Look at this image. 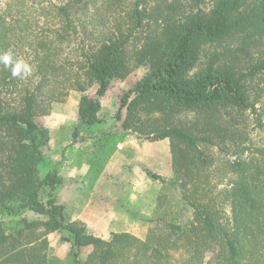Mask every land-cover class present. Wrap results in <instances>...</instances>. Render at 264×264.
Masks as SVG:
<instances>
[{
    "label": "trees",
    "instance_id": "1",
    "mask_svg": "<svg viewBox=\"0 0 264 264\" xmlns=\"http://www.w3.org/2000/svg\"><path fill=\"white\" fill-rule=\"evenodd\" d=\"M9 49L31 73L0 64V214L39 219L11 231L0 219V264H48L45 235L62 229L70 264H264V137L246 126L264 130V0H0V53ZM138 66L116 117L125 108L123 129L169 140L192 217L144 239L104 238L66 221L57 171L39 176L49 131L35 117L73 90L79 122L97 123L99 98Z\"/></svg>",
    "mask_w": 264,
    "mask_h": 264
},
{
    "label": "rangeland",
    "instance_id": "2",
    "mask_svg": "<svg viewBox=\"0 0 264 264\" xmlns=\"http://www.w3.org/2000/svg\"><path fill=\"white\" fill-rule=\"evenodd\" d=\"M145 71L144 66L134 67L124 79L112 81L99 98L97 123L79 122L77 104L81 94L73 90L64 101L53 103L48 114L35 117L49 131V140L41 147L39 176L57 171L63 182L53 194L64 206L66 221L79 220L88 232L104 238L113 231H127L144 239L153 229L164 230L169 220L185 226L192 217L174 181L169 140H151L146 134L123 129L125 108L121 118L116 117L121 96ZM96 87L92 85L85 93L95 97ZM190 118V114L180 115L182 121ZM256 123L248 119L247 131L255 139H263L264 130L256 126L262 121ZM21 217L39 219L26 211L0 214L7 231L22 227ZM68 236L63 229L45 235L48 264H70ZM87 252L83 249L81 258ZM183 252V247L170 250L171 261ZM207 255L212 259V253Z\"/></svg>",
    "mask_w": 264,
    "mask_h": 264
},
{
    "label": "clouds",
    "instance_id": "3",
    "mask_svg": "<svg viewBox=\"0 0 264 264\" xmlns=\"http://www.w3.org/2000/svg\"><path fill=\"white\" fill-rule=\"evenodd\" d=\"M0 64L9 69L13 77L26 76L31 73L29 64L23 58H16L11 49L0 53Z\"/></svg>",
    "mask_w": 264,
    "mask_h": 264
},
{
    "label": "crops",
    "instance_id": "4",
    "mask_svg": "<svg viewBox=\"0 0 264 264\" xmlns=\"http://www.w3.org/2000/svg\"><path fill=\"white\" fill-rule=\"evenodd\" d=\"M83 219V218H82ZM101 219H103V217H101Z\"/></svg>",
    "mask_w": 264,
    "mask_h": 264
}]
</instances>
